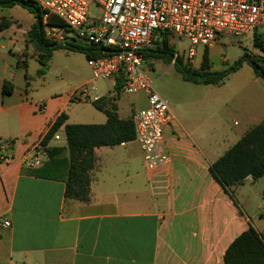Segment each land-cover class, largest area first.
Here are the masks:
<instances>
[{"label":"crops","instance_id":"1","mask_svg":"<svg viewBox=\"0 0 264 264\" xmlns=\"http://www.w3.org/2000/svg\"><path fill=\"white\" fill-rule=\"evenodd\" d=\"M11 30H0V222H10L7 230L0 228V264H223L227 247L249 227L264 238V177L253 181L248 176L231 187L232 199L209 170L264 121V80L252 68L249 82L235 87L233 105L223 111L227 104H220L212 120L190 121L169 106L165 166L146 171L135 141L95 148L90 200H65L63 125L57 139L53 136L44 147L40 142L61 114L64 124H103L106 117L91 99L71 97L91 77L84 62L77 60V67L67 69L82 81L79 86L32 89L24 80L30 77L24 49L32 45L24 39L21 47ZM31 56L37 61L38 51ZM5 82L13 85L10 94L3 93ZM97 83L95 95L106 103L114 81ZM82 101L92 110L75 114ZM112 104L118 117L127 119L145 108L146 100L137 108L118 98ZM229 117L232 127L226 131ZM37 146L41 163L29 167L25 159Z\"/></svg>","mask_w":264,"mask_h":264},{"label":"built area","instance_id":"2","mask_svg":"<svg viewBox=\"0 0 264 264\" xmlns=\"http://www.w3.org/2000/svg\"><path fill=\"white\" fill-rule=\"evenodd\" d=\"M43 10V21L53 15L68 29L76 44L100 49L96 57L86 60L91 77L86 84L73 90L75 101L91 99L97 102L96 83L99 80L120 82L111 97L120 94H143L146 107L132 114L134 141L142 153L146 171H154L169 162L164 128L171 120L166 100L154 90L146 70L148 60L143 53L164 47V40L174 49L171 63L178 56L177 43L186 40L185 66L196 65L197 49L210 47L220 35L245 36L257 33L264 41V0H34ZM91 5L98 7V15L91 16ZM56 28H46L49 38ZM57 40V41H58ZM171 41L176 42L173 45ZM252 57V55H250ZM37 106L41 110L42 103ZM57 139V136L54 135ZM41 147L37 146L25 162L39 166ZM0 228H10L8 220H1Z\"/></svg>","mask_w":264,"mask_h":264},{"label":"trees","instance_id":"3","mask_svg":"<svg viewBox=\"0 0 264 264\" xmlns=\"http://www.w3.org/2000/svg\"><path fill=\"white\" fill-rule=\"evenodd\" d=\"M19 6L33 15L34 22L26 32L25 43H30L37 51V61L43 67L37 74L44 75L45 68L53 51L66 50L81 53L87 59L96 57L100 49L91 45L80 46L67 35L68 29L53 15L43 21V10L34 0H0V8ZM4 18L0 21V30L8 27ZM46 28H56L64 34L63 41L48 38ZM252 46L264 52V41L254 34ZM172 47L164 40V47L145 50L143 55L147 60H164L171 62ZM243 62L251 64L254 74L264 80V60L244 55L233 66L223 72H211L208 50L205 48L202 61L198 69L183 66L180 58H176L174 67L183 80L198 85H222ZM27 83V75H25ZM120 89V82L114 88ZM13 85L5 82L3 93L10 94ZM113 97L103 103L102 100L92 102V106L101 111L106 120L103 124H64L66 115L61 114L47 130L40 144L44 147L63 125L68 152V166L64 175V199L88 202L90 200L91 172L96 165L95 148L111 147L134 141L135 131L132 115L127 119H120L116 113ZM210 173L216 182L233 196L231 187L242 184L246 177L253 181L264 177V121L249 129L241 139L232 145L211 166ZM223 264H264V238L252 227L235 238L225 250Z\"/></svg>","mask_w":264,"mask_h":264},{"label":"rangeland","instance_id":"4","mask_svg":"<svg viewBox=\"0 0 264 264\" xmlns=\"http://www.w3.org/2000/svg\"><path fill=\"white\" fill-rule=\"evenodd\" d=\"M98 12L99 10L96 5H91L88 9V14L91 16H97ZM2 18L8 22L9 27L12 26L11 31L14 34V39L20 41L19 45H21V47L24 46L22 41L24 43L26 32L34 22L33 15L19 6H14L12 8H0V21ZM254 34L257 33L253 32L245 36H218L214 43L207 48L210 71L223 72L237 63L244 55H252V58L264 60V52L252 46ZM61 35V33H55V37H51V34L49 38L58 40L57 37ZM58 41L61 42L60 39ZM170 42L173 45L176 43L171 40ZM2 43L6 42L3 41ZM187 46L188 43L186 40H179L177 43L178 58H180L183 66H185L186 63ZM171 50L174 52L173 48ZM204 50L205 48L203 47L197 49L196 65L193 67L194 69L199 68ZM24 51L27 56L25 66L30 76L29 78L27 77V81L30 83L32 89H42L43 87L49 90H69L82 83L79 78L72 77L67 69L77 67L78 65L75 63L77 60L87 65L83 54L77 53L74 55L66 50H55L44 70L45 74L38 75L37 72L43 67L31 56L35 54V49L28 45ZM148 64L149 68H147L146 73L152 81L154 90L161 98L167 101L176 115H186L190 121L203 122L212 120L213 113L217 112L218 106L224 102L227 106L223 107V111H226L229 106L233 105L235 87H238L241 83L247 84L249 82L248 76H252L251 64L243 62L237 69L240 70L238 73L239 75H231L229 80H226L222 86L198 85L183 80L174 67V64L171 62L168 63L162 59H149ZM239 76L244 78L241 79ZM24 80L26 81V79ZM97 84H100V80ZM117 98L122 104L127 106L130 105L133 108L142 106L145 102L141 93L135 95L121 94L114 99ZM82 104H84L83 101L80 105L74 107L73 111L75 114L76 112L86 110V108L92 110L91 107ZM98 116L103 118L101 114ZM232 119L233 118L229 117L225 120L226 131L232 127Z\"/></svg>","mask_w":264,"mask_h":264},{"label":"water","instance_id":"5","mask_svg":"<svg viewBox=\"0 0 264 264\" xmlns=\"http://www.w3.org/2000/svg\"><path fill=\"white\" fill-rule=\"evenodd\" d=\"M68 37H70L71 36V34H68L67 35ZM78 45H80V46H84L83 44H81V43H77Z\"/></svg>","mask_w":264,"mask_h":264}]
</instances>
